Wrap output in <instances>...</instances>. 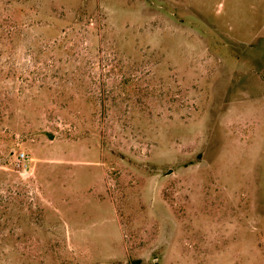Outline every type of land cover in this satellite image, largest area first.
<instances>
[{"label":"rangeland","instance_id":"1","mask_svg":"<svg viewBox=\"0 0 264 264\" xmlns=\"http://www.w3.org/2000/svg\"><path fill=\"white\" fill-rule=\"evenodd\" d=\"M0 264H264V0H0Z\"/></svg>","mask_w":264,"mask_h":264},{"label":"built area","instance_id":"2","mask_svg":"<svg viewBox=\"0 0 264 264\" xmlns=\"http://www.w3.org/2000/svg\"><path fill=\"white\" fill-rule=\"evenodd\" d=\"M16 161L18 166H27V155H25V153L23 152H19L16 156Z\"/></svg>","mask_w":264,"mask_h":264},{"label":"trees","instance_id":"3","mask_svg":"<svg viewBox=\"0 0 264 264\" xmlns=\"http://www.w3.org/2000/svg\"><path fill=\"white\" fill-rule=\"evenodd\" d=\"M9 154H11V153L9 152Z\"/></svg>","mask_w":264,"mask_h":264}]
</instances>
